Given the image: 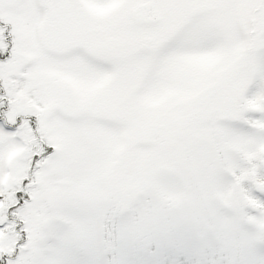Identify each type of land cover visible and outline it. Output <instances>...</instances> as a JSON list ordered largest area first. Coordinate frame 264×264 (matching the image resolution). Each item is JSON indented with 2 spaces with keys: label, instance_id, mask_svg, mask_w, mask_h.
<instances>
[{
  "label": "snow or ice",
  "instance_id": "obj_1",
  "mask_svg": "<svg viewBox=\"0 0 264 264\" xmlns=\"http://www.w3.org/2000/svg\"><path fill=\"white\" fill-rule=\"evenodd\" d=\"M0 264H264V0H0Z\"/></svg>",
  "mask_w": 264,
  "mask_h": 264
}]
</instances>
